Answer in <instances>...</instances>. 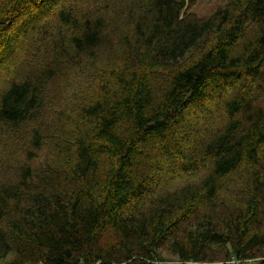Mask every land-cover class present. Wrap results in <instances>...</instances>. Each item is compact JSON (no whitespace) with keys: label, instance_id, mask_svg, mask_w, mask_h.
Segmentation results:
<instances>
[{"label":"trees","instance_id":"obj_1","mask_svg":"<svg viewBox=\"0 0 264 264\" xmlns=\"http://www.w3.org/2000/svg\"><path fill=\"white\" fill-rule=\"evenodd\" d=\"M60 1L0 0V42L56 15L35 31L49 61L0 94V139L28 136L0 166V264H264V0L206 19L200 0ZM90 64L107 81L78 120L37 122L50 83Z\"/></svg>","mask_w":264,"mask_h":264},{"label":"rangeland","instance_id":"obj_2","mask_svg":"<svg viewBox=\"0 0 264 264\" xmlns=\"http://www.w3.org/2000/svg\"><path fill=\"white\" fill-rule=\"evenodd\" d=\"M108 0H62L59 4L66 7H75L83 12L91 7H99L106 4ZM227 0H200L193 7L191 12L200 19H206L212 16L219 8L225 7ZM9 9L2 8V16L7 21ZM187 11V13H191ZM55 16V17H54ZM56 15L52 13H30L24 14V17L15 19L11 22L14 25L9 32H5V43L0 45V94L12 82L13 79L24 77L25 74L36 67L48 62L52 56V51L47 42L41 41L38 35H35L37 24H45L55 21ZM53 27L57 28L55 23ZM25 28V29H24ZM5 44L6 48H5ZM8 49V50H7ZM83 60H81V64ZM107 81L106 75L99 64H90L78 68L70 65L68 68L56 77L47 87V103L42 117L37 122H43L48 125L56 122L60 112L70 114L71 119L78 120V110L86 101L96 96V91L100 83ZM260 103L264 105V98ZM28 136L22 133L15 137H1L0 139V166L4 165L7 156H10L14 162L24 160L23 151L27 147ZM52 146L46 143L44 147ZM50 152L42 150L36 158L35 163H43L49 160ZM152 156V155H151ZM153 157V156H152ZM179 182L173 180L169 185L163 187L160 192L172 189ZM248 264H258V262H249Z\"/></svg>","mask_w":264,"mask_h":264},{"label":"built area","instance_id":"obj_3","mask_svg":"<svg viewBox=\"0 0 264 264\" xmlns=\"http://www.w3.org/2000/svg\"><path fill=\"white\" fill-rule=\"evenodd\" d=\"M239 263H240V262L237 261V260H233V261L229 262V264H239Z\"/></svg>","mask_w":264,"mask_h":264},{"label":"bare ground","instance_id":"obj_4","mask_svg":"<svg viewBox=\"0 0 264 264\" xmlns=\"http://www.w3.org/2000/svg\"><path fill=\"white\" fill-rule=\"evenodd\" d=\"M38 5V4H37ZM25 29V28H24Z\"/></svg>","mask_w":264,"mask_h":264}]
</instances>
